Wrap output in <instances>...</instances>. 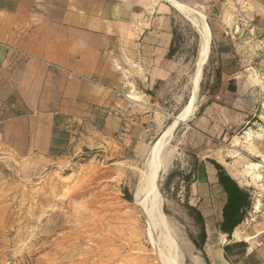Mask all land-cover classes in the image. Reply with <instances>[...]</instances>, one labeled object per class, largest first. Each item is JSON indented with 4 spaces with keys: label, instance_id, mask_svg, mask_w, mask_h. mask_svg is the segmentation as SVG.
Masks as SVG:
<instances>
[{
    "label": "rangeland",
    "instance_id": "obj_1",
    "mask_svg": "<svg viewBox=\"0 0 264 264\" xmlns=\"http://www.w3.org/2000/svg\"><path fill=\"white\" fill-rule=\"evenodd\" d=\"M109 1L35 0L31 5L35 17L28 29L30 49L47 48L50 63L58 64L64 55L62 42H83L85 54L94 57L81 62L80 73L58 65L86 80L52 71L46 72L53 80L47 90L44 82H22L30 60L21 57L17 81L0 83V264H160L136 204L137 193L154 144L191 101L203 43L202 18L175 8L174 75L154 84L147 98H136L127 91L126 79L114 80L115 72L125 74L128 62L124 29L108 38L77 26L78 8L97 14ZM182 1L204 15L212 41L194 109L178 122L168 147L172 161L158 180L162 211L179 246L177 264H264V44L219 48L218 43L224 44L226 0ZM252 24L264 27V20ZM239 71L243 75H236V92H231L230 75ZM28 72L40 75L36 69ZM74 81L81 84V95L68 100L60 88ZM15 86L35 88L36 94L41 89L40 97L27 99V106ZM248 131L254 134L251 145L245 139ZM195 158L201 163L194 172ZM208 160L221 164L252 195L253 208L239 227V239L233 234L229 241L218 230L219 197L198 203L205 193L194 184L198 176L208 177ZM252 163L260 164L253 174L247 172ZM172 172L177 175L167 182ZM190 173L196 181L190 186L189 204L205 218V253L191 241L198 237V228L184 208L181 174ZM134 234L144 238L134 239ZM236 242L247 244V255L228 260L224 251L223 259L224 247Z\"/></svg>",
    "mask_w": 264,
    "mask_h": 264
},
{
    "label": "crops",
    "instance_id": "obj_2",
    "mask_svg": "<svg viewBox=\"0 0 264 264\" xmlns=\"http://www.w3.org/2000/svg\"><path fill=\"white\" fill-rule=\"evenodd\" d=\"M176 1L185 4V1ZM34 3L35 0H0V83H15L17 72H20L18 64L21 57L13 55L10 48L24 51L35 60L51 62V60H48L50 55L46 51L47 48L40 51V48L34 50L28 47V42L31 40L30 30L28 29L34 25L32 20L35 13L31 11V5ZM231 3H235L233 6H235L236 12H233ZM174 11L177 10L164 0H110L107 4L101 6L97 14H93L94 10L78 8L76 19L78 27L91 29L108 38L117 35L119 30L124 29L128 38V62L124 67L125 74L121 76L120 72H115L114 80L115 82H123L122 79H126L128 82L127 91L134 92L136 98L145 99L148 97L146 92L152 89L154 84L167 81L174 75L176 64L173 59H168L174 39L172 27ZM261 19L264 20V0H233L232 2L226 0L224 2V30L222 32L224 44L218 43V47L233 51L234 49H240L243 45L253 47L259 44V47L263 46L264 27L252 24V21ZM49 42L51 41H46V44H49ZM32 51H35L34 55L31 54ZM61 51H64V55L62 54L58 64H55L71 68L77 73L82 72L81 62H84L86 58L94 57L91 54H85L86 45L83 42H76L71 45L68 41L62 42ZM262 53L260 52V55L263 59L264 55ZM35 60H30L24 65L23 77L20 80L25 83L42 84L44 82L45 90H47L48 86L53 84L52 76L46 74L42 62L36 63ZM34 69L39 70L40 75L35 76L33 73L28 72ZM244 70L245 72L248 71ZM89 73L92 74V72ZM237 74L243 75V72L231 73L232 78L230 77L229 81L236 79ZM65 85L66 87L60 88L62 96L68 100L79 99L82 89L81 84L74 81L67 82ZM15 87L13 88L14 91L27 106H30L27 99L33 101V99L40 97L41 89L36 94L37 89L35 88L31 89V93L29 88ZM194 185L197 189L203 188L205 193L204 196L198 199V203L201 204L202 199L204 202L207 199L215 201L216 197L220 198L222 201V214L226 196L217 184L214 167L208 168L207 178L200 180L198 176V181ZM222 253L224 259V250ZM226 263L228 264V262Z\"/></svg>",
    "mask_w": 264,
    "mask_h": 264
},
{
    "label": "bare ground",
    "instance_id": "obj_3",
    "mask_svg": "<svg viewBox=\"0 0 264 264\" xmlns=\"http://www.w3.org/2000/svg\"><path fill=\"white\" fill-rule=\"evenodd\" d=\"M164 1L170 3V5L176 8L180 13H184V14L186 13L188 15L194 12L202 18V23L199 28V31L203 38L202 39L203 43L201 46L202 48L200 52L198 68L194 77V86H193L194 89H193L191 101L189 105L186 107V109L183 111V113L180 114L175 119L173 124L170 125L164 131V133L159 138V140L156 141V143L154 144L152 156L147 163V171L143 172L141 176V184L137 193L136 204L137 206H139L141 213L146 221L147 236L149 238V243L153 246L154 255L157 257L156 260L159 259L160 264H177V259H178L177 257L180 256L178 253L179 246L176 239L173 236L168 219L162 211V196L159 191L158 180L160 173L166 170L172 161L173 155L168 152V147L171 136L175 131L178 122L184 119L185 117H187L194 109L195 101L198 95L199 86L202 78V68L204 64L207 62L211 52L212 35H211V30L204 19V15H202L200 12L176 0H164ZM131 100H135V97L132 96ZM245 139L247 140L248 143H250L249 145H251L254 139L253 132L252 131L246 132ZM259 168H260V164L252 163L247 167V172L250 173L252 171L253 174V172L255 173V171L258 172ZM256 178L261 179V176L255 174V179ZM240 235L241 232L239 228H237L234 232V236L239 239L241 238ZM133 238L141 241L144 237L142 236V234H134Z\"/></svg>",
    "mask_w": 264,
    "mask_h": 264
},
{
    "label": "trees",
    "instance_id": "obj_4",
    "mask_svg": "<svg viewBox=\"0 0 264 264\" xmlns=\"http://www.w3.org/2000/svg\"><path fill=\"white\" fill-rule=\"evenodd\" d=\"M174 40L172 42L168 59H173L176 55L174 47L175 33H173ZM220 81V74H217V82ZM228 89L231 92H236L235 80H231L228 84ZM208 162L216 170L217 184L222 189L226 196V202L222 209L221 218L222 221L218 227L220 234L225 235L229 241L232 240L234 231L240 227L248 217V214L253 208V198L251 193L240 187L235 179H233L225 170V168L214 160H208ZM200 165V161L195 158L194 161V172L197 171ZM172 172L167 178V182H170L177 174ZM182 175V181L186 183L185 197L186 202L184 208L188 215L194 220L196 227L198 228V237H191V241L196 249L202 253L207 241V230L205 218L198 207L191 206L189 204L190 186L196 181L194 173L188 175ZM247 244L245 242H236L224 247L226 259H237L238 257H244L247 254ZM237 250L236 253L232 252Z\"/></svg>",
    "mask_w": 264,
    "mask_h": 264
},
{
    "label": "built area",
    "instance_id": "obj_5",
    "mask_svg": "<svg viewBox=\"0 0 264 264\" xmlns=\"http://www.w3.org/2000/svg\"><path fill=\"white\" fill-rule=\"evenodd\" d=\"M10 51L13 52V54H16L17 56H20V57H22V58H24L26 60H35V58H33L32 56H30L29 54H27L25 52L18 51V50L13 49V48H10ZM39 62L43 63L46 72H52V71L61 72V73L66 74L70 78L74 77V78H79V79H82V80H86L84 77L79 76V75H77V74H75V73H73L71 71L65 70L64 68H62V67H60L58 65H55L53 63L45 62V61H39Z\"/></svg>",
    "mask_w": 264,
    "mask_h": 264
},
{
    "label": "water",
    "instance_id": "obj_6",
    "mask_svg": "<svg viewBox=\"0 0 264 264\" xmlns=\"http://www.w3.org/2000/svg\"><path fill=\"white\" fill-rule=\"evenodd\" d=\"M208 60H209V58H208ZM208 60H207V62H208ZM207 62L204 64L203 68L205 67V65L207 64ZM203 68H202V72H203Z\"/></svg>",
    "mask_w": 264,
    "mask_h": 264
}]
</instances>
